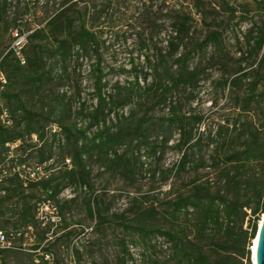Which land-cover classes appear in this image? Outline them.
<instances>
[{
    "label": "rangeland",
    "instance_id": "rangeland-1",
    "mask_svg": "<svg viewBox=\"0 0 264 264\" xmlns=\"http://www.w3.org/2000/svg\"><path fill=\"white\" fill-rule=\"evenodd\" d=\"M62 1L0 0V59L15 41V29L18 28L28 35L37 29H46L48 20L58 12ZM73 1H78V8L82 12L88 3L91 14L94 13L100 22L103 39L106 40L103 64L112 70L109 75L111 83L116 80L121 83L133 81L132 60L139 62L141 52L145 51L141 47V40L152 35L155 42L160 40L149 21L167 13V10H164L163 14L157 10L161 0ZM168 1L173 4L176 0ZM186 2L189 4L193 0ZM226 3L235 9V13L227 9ZM189 9L194 21L184 47L191 50L190 66L199 70V80L195 87L179 89L174 99L180 102V109L191 124H195L198 118L202 119L199 124L202 141L199 147L192 151L186 168L181 173L173 168L183 155V152L174 147L180 135L179 131H176L163 154L158 152L157 155L148 157L142 150L139 152L143 153L140 159L137 155L133 156L135 169L132 176L125 174L122 168L112 167L100 160L89 161L92 167L91 188H80L69 183L58 197L59 202L66 205L62 212H59L58 204L54 201L46 205L44 193L38 192L39 187L36 190L29 189L27 193L30 198L27 201L35 204L36 225L23 223L17 215L19 205L23 201L21 199L24 197L21 194L15 195L3 204L0 203V210L4 212L3 215L0 214V229L12 233L11 247L0 254V264H35L38 253L44 248L52 252L54 260H51L50 264H151L149 260L154 257H157L159 264H174L171 242L163 235L157 233L155 236L150 235L146 242L140 241L141 232L135 228L140 212L149 209L148 213L152 214L145 215L142 223L155 228L169 226L171 218L168 211L173 209L170 203L179 194L186 193L193 183L216 181L208 166L213 147L208 144L216 139L219 127H240L243 122L253 117L259 124L264 122V72L260 70L259 63L263 49L260 52L251 49L254 44L253 37L258 36L259 30L264 28L263 7L254 0H204L201 9L192 5ZM171 29L169 21H166L160 36L163 41L159 45L167 44L165 36ZM211 31H217L218 38L206 40ZM148 43L152 48V43ZM31 46L32 42L27 36L23 47L26 60L27 56L32 55ZM140 65L143 66V62ZM67 66L68 78L61 77L62 63L52 61L46 68L50 77L47 84L37 88L21 77L7 89L12 93H19L28 109L39 114L47 113L54 105L66 103L71 111L66 121L76 120L79 124H86V118H80L78 110L82 101H85L88 110L96 103L92 97L93 80L90 66L85 61L82 64L71 62ZM235 76L241 80L238 86L229 82ZM256 80H259V84L257 89H253L252 83ZM78 91L81 99L77 96ZM250 97L253 99L248 107L246 105ZM8 105L10 106V103ZM147 106L151 107L150 110L136 101L127 105L123 111L126 115L134 113L135 118L149 111L150 123L160 121L168 112L164 104L152 101ZM21 114L22 112L18 111L14 117L18 119ZM48 128L51 131L47 132L44 141H40L38 136L33 134L11 145L10 154L0 156V171L10 172L20 156L26 159L22 166L25 169L22 176L26 182L28 178L40 180L51 174L63 173L67 165H71L69 154L72 149L65 144V136L57 126L51 124L47 131ZM55 131L58 134L52 156L48 163L41 165L40 157L36 150L32 149L41 147L44 143L50 144ZM150 135L155 137L153 132ZM126 149V146L121 147L119 153ZM24 150L26 152L22 156ZM170 168H173L171 173L163 174V171ZM134 197L138 199L137 207L133 206ZM95 199L103 206L106 221L89 216L87 203L91 201L96 209ZM262 217L263 213L257 216L258 229ZM125 224L129 226L128 229ZM233 227L234 231H240L241 228L250 230L249 218L243 222L239 220ZM224 239L225 235L218 229H209L206 235H203L201 243L214 259V243ZM121 241L126 242L133 259H127V256L123 255ZM253 242L254 239H251L245 245L246 249H250L251 261Z\"/></svg>",
    "mask_w": 264,
    "mask_h": 264
},
{
    "label": "trees",
    "instance_id": "trees-1",
    "mask_svg": "<svg viewBox=\"0 0 264 264\" xmlns=\"http://www.w3.org/2000/svg\"><path fill=\"white\" fill-rule=\"evenodd\" d=\"M168 2L161 0L157 5L158 12L163 14V11L167 10V13L149 21L160 40L155 42L153 35L141 40V47L145 51L141 52L138 59L140 63L132 60L133 81L128 83H121L119 80L111 83L109 75L112 70L103 64L106 40L103 39L100 22L94 13L91 14L88 3L82 12L78 8V1L63 0L58 12L48 20L47 28L37 29L28 35L32 42V55L27 56L25 64L20 63L12 50L2 57L1 65L9 82L1 95L10 111L13 124L6 126L0 120V156H8L11 145L33 134H36L40 141H44L47 132L51 131L49 128L47 131L51 124L59 128L65 136V144L72 149L69 154L71 165H67L60 175L51 174L40 180L28 178L26 182L22 176V172L25 171L22 166L26 159L20 156L17 157L18 163L10 172L0 171V203L3 204L15 195L21 194L24 197L21 201L24 202L19 205L17 215L23 223L36 225L35 204L27 201L30 198L27 193L29 189L36 190L39 187L38 192L44 193L45 200L54 201L58 204L59 212H62L66 205L60 203L58 197L69 183L80 188H91L92 167L89 161L100 160L112 167H120L125 174L132 176L135 169L133 156L137 155L140 159L143 153L139 152L142 150L148 157L157 155L158 152L163 154L176 131H179L180 135L174 147L183 152V155L173 168L179 173L186 168L192 151L198 148L202 141L199 132L202 119L198 118L195 124H191L189 118L182 113L180 102L174 99V95L181 88L195 87L199 80V70L190 66L191 50L184 47V43L194 21L189 7L192 5L196 9H201L204 0H193L189 4L186 0H176L173 4ZM255 3L264 9L261 3ZM226 4L227 9L235 13V9ZM166 21H169L172 29L165 36L167 44L163 46L159 44L163 41L160 36ZM259 31L260 34L253 37L254 44L251 49L256 52L263 49L259 63L260 70L264 72V28ZM217 38L218 32L211 31L206 40ZM148 42L152 43V48ZM52 61L62 63L61 77L66 78L67 65L71 62L89 63L93 80L92 97L96 103L88 110L85 101L80 102L78 115L82 119L86 118V124H79L76 120L66 121V117H70L71 113L66 103L54 105L47 113L39 114L28 109L19 93H12L7 89L21 77L37 88L47 84L50 77L46 68ZM141 62L143 66L140 65ZM229 82L238 86L241 80L235 76ZM258 84L259 80L254 81L253 89H257ZM77 96L81 99L79 91ZM252 99L253 97L248 99L246 106H250ZM136 101L147 110L151 108L147 104L152 101L164 104L168 112L160 121L152 123L149 111L136 118L132 112L126 115L123 109ZM18 111L22 114L16 119L14 115ZM112 114L114 117H111ZM234 127L221 125L216 133V139L208 144L209 147L213 146L208 166L214 173L216 181L193 183L186 193L179 194L170 203L173 209L168 211L171 218L169 226L155 228L142 223L145 215H152L148 213L149 209L140 212L136 220L135 228L141 232L140 241L146 242L150 235L155 236L159 233L171 242L174 264H253L250 249H246L245 245L256 237L257 216L264 214V122L259 124L253 117L243 122L240 127ZM151 132L155 133L154 138L151 137ZM57 134L56 131L52 134L54 138L50 144L44 143L41 147L36 146L32 149L36 150L40 157L41 165L49 162ZM123 146L127 149L119 153ZM25 152L26 150L22 152V156ZM173 168L166 169L163 174L171 173ZM134 198L133 206L137 207L138 199ZM95 202L96 209L93 208L91 201L87 203L89 216L92 219L97 217L101 221H106L103 206L99 201ZM0 214L3 215L4 212L0 210ZM246 218H249L250 230L241 228L240 231H234L233 226L239 220L245 221ZM125 227L128 229L129 226L125 224ZM209 229H218L225 235L224 240H216L214 243L213 251L216 253L214 259L201 243L203 235H206ZM120 244L123 255L127 256V259H133L126 242L121 241ZM9 248H0V254ZM46 254L51 256L52 261L54 260L48 248L38 253L37 260L42 264H50L45 259ZM149 262L159 264L157 257L150 259Z\"/></svg>",
    "mask_w": 264,
    "mask_h": 264
},
{
    "label": "built area",
    "instance_id": "built-area-1",
    "mask_svg": "<svg viewBox=\"0 0 264 264\" xmlns=\"http://www.w3.org/2000/svg\"><path fill=\"white\" fill-rule=\"evenodd\" d=\"M254 1L261 3L264 6V0H254ZM13 35H14L15 41L13 45L11 46L10 50H12L14 56L20 60L21 64H25L26 58L23 54V47L26 43L28 34L24 33L23 31L17 28L13 32ZM7 84H8V78H7V75L4 69L2 68L1 59H0V120L2 121L4 125L11 126L13 124V119L11 117L9 109L5 105L6 102H4L2 95H1V92L6 88ZM50 204L51 202L47 201L46 205L48 206ZM11 235L12 233H8L0 229V248L11 247V240H10ZM50 257H51L50 255L46 254L45 259L48 260V262H51ZM36 263L42 264L40 260H36Z\"/></svg>",
    "mask_w": 264,
    "mask_h": 264
},
{
    "label": "water",
    "instance_id": "water-1",
    "mask_svg": "<svg viewBox=\"0 0 264 264\" xmlns=\"http://www.w3.org/2000/svg\"><path fill=\"white\" fill-rule=\"evenodd\" d=\"M256 236H258V243L256 246V263L255 264H264V214L262 217V223L259 226Z\"/></svg>",
    "mask_w": 264,
    "mask_h": 264
},
{
    "label": "bare ground",
    "instance_id": "bare-ground-1",
    "mask_svg": "<svg viewBox=\"0 0 264 264\" xmlns=\"http://www.w3.org/2000/svg\"><path fill=\"white\" fill-rule=\"evenodd\" d=\"M262 223V218L260 220V223H259V226L261 225ZM257 243H258V236H256L254 238V242H253V247H252V260H253V263L255 264L256 263V246H257Z\"/></svg>",
    "mask_w": 264,
    "mask_h": 264
}]
</instances>
